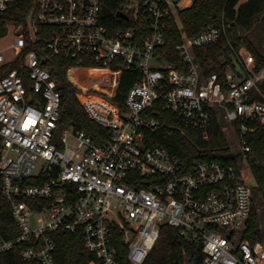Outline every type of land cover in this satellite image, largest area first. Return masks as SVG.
I'll return each mask as SVG.
<instances>
[{"label": "built area", "instance_id": "2783aa9c", "mask_svg": "<svg viewBox=\"0 0 264 264\" xmlns=\"http://www.w3.org/2000/svg\"><path fill=\"white\" fill-rule=\"evenodd\" d=\"M20 1L0 0V11ZM34 4L26 34L0 48V69L19 60L0 78V175L20 232L11 240L0 235V254L26 245L21 252L26 262L57 264L54 234L82 231L85 249L94 256L91 264H120L114 242L119 228L131 264H144L161 227L169 225L203 244L202 264H264L261 243L235 242L254 208L243 169L196 160L185 171L181 159L152 136L162 127L161 102L180 128L198 131L205 140L213 118L219 123L223 118L234 127L248 160L247 137L255 132L250 123L264 126V68L256 70L253 55L234 51L236 68L223 79L216 72L205 75L194 49L217 43L225 33L209 27L194 37L181 31L177 50L186 69L169 62L159 53L166 44L165 21L178 20V11L187 8L183 0H126L124 13L142 17L147 31H111L101 24L100 0ZM40 44L88 65L85 69L100 70L111 85L108 97L114 96L124 71L141 74L127 94V111L106 98L115 110L90 103L93 95L83 92L89 117L111 131L104 144L74 128L56 141L61 93L39 57ZM223 228L231 231L229 237L220 233Z\"/></svg>", "mask_w": 264, "mask_h": 264}, {"label": "trees", "instance_id": "16d2710c", "mask_svg": "<svg viewBox=\"0 0 264 264\" xmlns=\"http://www.w3.org/2000/svg\"><path fill=\"white\" fill-rule=\"evenodd\" d=\"M240 1L195 0L191 7L179 10L178 20L165 21L166 44L159 49V53L177 68L186 69L177 50L182 40L181 31H185L189 37H194L209 27L224 28L225 33L217 43L194 49L203 73L209 75L216 72L223 79L227 70L236 68L234 51L238 52L241 49H246L253 55L256 70L264 68L263 44L256 43L251 38L256 29L264 31V0H248L243 4H240ZM125 2L126 0H100L101 24L111 31L116 29L147 31L145 21L139 15L128 12V20L119 17V12H125ZM34 9V0H22L5 11H0V41L9 34L11 28L15 35H25L27 18ZM42 31L51 32V28L41 27ZM37 51L39 57L45 59L43 64L50 71L52 78L59 83L61 114L56 141L65 129L74 128L87 132L97 144H104L110 138L111 131L93 121L78 98L82 92L104 95L98 86L102 72L85 79L84 72L91 71L85 69L88 65L79 64L75 59L54 55L51 51L44 50L43 44L39 45ZM18 63L17 59L2 67L0 78L17 68ZM141 78L139 73L124 71L119 78L114 96L105 98L121 110L127 111V94ZM260 89L264 94V83L260 85ZM161 105L159 102L157 109L160 111L162 127L153 132V141L164 145L171 154L179 157L185 171H189L196 160H219L237 165L236 155L230 149L222 126L216 118L212 120L209 139L205 140L198 131L180 128L173 114L161 109ZM250 124L255 128V132L247 137V144L250 147L247 158L255 180L253 194L254 200L255 197L260 199L264 208V126L257 122ZM262 218L254 204L246 227L241 231L242 240L252 245L263 243ZM19 233L12 211L2 193L0 175V235L6 240H11ZM54 239L57 244V264L93 263L94 256L85 249L82 231L76 233L59 231L54 234ZM114 242L118 248L120 264H131L127 256L128 246L122 241V232L119 228L114 229ZM25 247L26 245H18L11 251L0 254V264H34L22 258L21 252ZM203 260V244L189 240L180 229L163 225L160 238L144 264H202Z\"/></svg>", "mask_w": 264, "mask_h": 264}, {"label": "rangeland", "instance_id": "374dc122", "mask_svg": "<svg viewBox=\"0 0 264 264\" xmlns=\"http://www.w3.org/2000/svg\"><path fill=\"white\" fill-rule=\"evenodd\" d=\"M183 1H184V4L186 5V7L189 8L192 6V4L194 3L195 0H183ZM247 1L248 0H242V1H240V4H243ZM178 23H180V21ZM15 36L16 35L14 34V30H13V28H11L9 31V34L4 39H2L0 41V48H6L7 46L11 45L14 41ZM251 38L253 39L254 42L260 43L261 45L263 44V47H264V31H262V29H260V28L256 29L255 33L252 35ZM246 52H248V51H246ZM248 53H250V52H248ZM100 73H101L100 70H95V71L91 70V71L84 72L83 76L85 79H88L90 76L98 75ZM98 86H99L101 93H103L104 95L91 94V95H93L91 97L92 99L90 98V99H88V101L90 103H91V101H93V102L99 101L98 103L100 105L105 106V107H111L112 105L109 104L108 102H106V100L104 99L105 96H107V95H109V93H111L112 89H111L110 83H105L104 79H101L100 81H98ZM80 94H81V97H79V100L81 103H83L85 100V98L83 97V92ZM95 98H96V100H94ZM107 109H109V108H107ZM220 121H221L220 124L222 126L223 133L227 139L229 147L233 151V153L236 155L237 164L241 169H243V172H244L245 176L247 177L248 184L252 188L253 193H254L255 180H254L253 174L251 172L248 160L245 161L243 159V154H242L241 148L238 144V139H237V134L235 133V129L233 126L226 123L223 118H220ZM254 204H255V206H257V210H258V212L262 218L264 215V208L261 205L262 204L261 200L255 197ZM262 225L264 228V218H262ZM220 233L226 237H229L231 234V231L229 229L223 228V229H221ZM241 238H242V233L239 231L236 232L235 233V242L237 244L241 241ZM261 244L264 247V235H263V243H261Z\"/></svg>", "mask_w": 264, "mask_h": 264}, {"label": "water", "instance_id": "95a60500", "mask_svg": "<svg viewBox=\"0 0 264 264\" xmlns=\"http://www.w3.org/2000/svg\"><path fill=\"white\" fill-rule=\"evenodd\" d=\"M118 15H119V17H121V18H123L125 20H128L129 19L128 15H126L124 12H119Z\"/></svg>", "mask_w": 264, "mask_h": 264}, {"label": "bare ground", "instance_id": "6f19581e", "mask_svg": "<svg viewBox=\"0 0 264 264\" xmlns=\"http://www.w3.org/2000/svg\"><path fill=\"white\" fill-rule=\"evenodd\" d=\"M91 98V97H90ZM89 98V99H90ZM82 99V98H81ZM92 99V98H91ZM94 100H96V98L94 99ZM101 100V99H100ZM91 102H93V101H91ZM99 102V101H98ZM101 102V101H100ZM105 107V106H104ZM106 108H109V109H111V110H115V108L113 107V106H111V107H106Z\"/></svg>", "mask_w": 264, "mask_h": 264}, {"label": "crops", "instance_id": "0c3cea01", "mask_svg": "<svg viewBox=\"0 0 264 264\" xmlns=\"http://www.w3.org/2000/svg\"><path fill=\"white\" fill-rule=\"evenodd\" d=\"M242 1V0H241Z\"/></svg>", "mask_w": 264, "mask_h": 264}]
</instances>
